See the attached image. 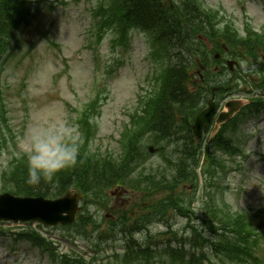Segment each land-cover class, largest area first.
Here are the masks:
<instances>
[{"label": "rangeland", "instance_id": "374dc122", "mask_svg": "<svg viewBox=\"0 0 264 264\" xmlns=\"http://www.w3.org/2000/svg\"><path fill=\"white\" fill-rule=\"evenodd\" d=\"M29 1L37 4L39 16L32 27L24 32L22 49L0 72L9 127L15 136V144L10 143L0 156V171L6 167L12 155L23 153L21 140L30 126L44 121L47 126L61 121L72 125L71 120H75L77 112L91 96L94 68L99 65L103 70L114 57L111 54L110 34L106 35L100 47H88L91 44L88 32L92 25L91 12L97 0ZM204 2L207 7L217 9L220 14L232 19L239 30L244 16L255 29L264 27V0ZM148 52V39L134 32L128 51L118 55L119 65L110 83V96L97 121L98 134L93 149L99 154L116 150L121 123L135 105L136 96L150 69ZM242 70L246 72V66ZM239 132L244 157L233 160L223 157L229 172L223 176L221 186L224 187V199L233 211L250 209L254 212L264 206V113L257 119L250 118L243 122ZM148 163L160 164L156 156H152ZM201 192H197L196 208L202 204ZM113 197L114 201L121 198L117 191ZM172 223L174 230L180 232L185 222L175 217ZM162 230V226H157L152 233ZM43 233L57 242L56 248L60 253L75 250L77 255L86 259L87 253L92 251L89 244L81 240L71 242L63 239L60 230ZM12 246L14 251H11ZM47 263L48 260L40 257L38 251L29 252L25 246H16L0 235V264ZM106 263L107 260L100 254L91 262Z\"/></svg>", "mask_w": 264, "mask_h": 264}, {"label": "trees", "instance_id": "16d2710c", "mask_svg": "<svg viewBox=\"0 0 264 264\" xmlns=\"http://www.w3.org/2000/svg\"><path fill=\"white\" fill-rule=\"evenodd\" d=\"M0 4H2V6H0V24L6 25L0 28L1 31L5 27L12 25L17 17L13 18L12 15L7 13L9 9L4 7L6 6L5 3ZM110 8L114 11L113 19L109 23L110 26L121 23L125 27L130 25L144 26L145 28L142 29H158L160 27L162 32L168 34L169 38L172 39L170 41V45L173 50H176L179 47H184L187 43L181 42L180 39L186 35H191L194 33L196 28L193 22H189V18H187L185 14L186 11L177 13V24L166 22L167 20L163 18V15L168 13V9H164L159 0H122L119 10L115 0H112ZM148 12H151V15H148ZM190 21H192V19ZM1 47L2 45L0 44V48ZM175 55L177 54L175 53ZM181 67L183 68L182 70H178L176 67L167 69V72L169 73L167 74L166 88L163 91L164 100L159 103V106L154 112L150 121L153 123L151 125L157 128L160 133L162 130H166L167 132L165 134L169 135L171 130L174 128L176 119L180 117L183 120V129L185 130V134L188 137L190 133L189 129H186V119L187 117L190 119L199 110L197 104L198 94L196 93L195 97L189 95L186 83L189 81L187 74L188 65L183 64ZM219 86L225 87L224 84H219ZM172 98L175 100L174 103L171 101ZM163 112L167 113V122L169 125H163V127L160 128V126H162L161 120ZM88 142L89 136H86L84 143L87 145ZM219 146H221V149L225 151L226 148L223 147L225 146L224 137L223 141H220V144L216 145V147ZM182 147L185 154L183 159L172 162L171 156L164 158L166 160H170L168 161V166L173 168L174 173L171 174L170 178L164 177L157 185L153 184V180L156 175L152 173H147L146 175L139 173L137 180H143V182H137L135 186H133L132 182H128L129 174L140 168L141 164L139 157L137 158L139 153L135 155V152H138V150L135 152H130L129 150L126 152L121 164L119 165L115 164L112 160L94 162V159H90L89 156H84L83 153H79L77 157V163L70 170L66 168L61 171V175L56 176L57 185L55 189L58 191V194H61L71 187L80 188L81 191L88 197L87 199H92L91 197L97 196L96 191L100 190L104 182H106V185L98 193H102L103 189L111 187L109 184L110 182H113L114 184L131 186L136 190V192L141 194V198H146L142 200L140 204H146V206L143 208L144 213L134 222L133 227L141 225L139 221H143L142 225L143 223H147L150 220L158 222L165 221L169 211H182L184 209L182 203L178 201L180 196L176 193V191L182 183L194 178L196 167L201 155L204 154L205 158H207L205 163L206 165L208 162L214 163L215 161V157L213 156L214 153L211 151L213 149L209 147L202 149L200 145L195 147H187L184 144H182ZM130 166L132 168H130ZM26 179L27 176L21 180L22 190L25 194H34L37 189L43 185H28L26 183ZM164 190L167 192V194L163 198L158 200L149 199V196H154V194ZM149 202L150 204H148ZM199 220L203 225H208L203 218L200 217ZM217 222L220 224L217 226V229L226 230V222H223L222 220H217ZM208 228L210 230L211 227ZM125 231L127 232V227ZM210 231L215 233L214 229ZM193 232L196 236V244H194L196 249L203 243L208 242L212 246H222L226 257L229 258V254L231 252L230 248L236 245L235 241L230 242L224 234L220 235L222 240L225 241V244L222 245L220 241L217 244L211 242L207 234L206 236L202 235L201 230L197 228H195ZM181 244L182 243L180 242V245ZM171 251L173 252L174 250L171 249ZM144 256L150 257L148 248L144 250H134L133 248H130L127 259H129L130 262H134L135 264H145V261L141 260V258ZM203 259H205V256L202 254L201 257L197 259L198 264H203ZM180 261L182 262L180 264H183L184 258H181ZM185 264L189 263L186 262Z\"/></svg>", "mask_w": 264, "mask_h": 264}, {"label": "clouds", "instance_id": "9594fccd", "mask_svg": "<svg viewBox=\"0 0 264 264\" xmlns=\"http://www.w3.org/2000/svg\"><path fill=\"white\" fill-rule=\"evenodd\" d=\"M21 148L28 166L26 183L39 186L77 163L78 131L63 121L53 126L38 122L27 129Z\"/></svg>", "mask_w": 264, "mask_h": 264}, {"label": "water", "instance_id": "95a60500", "mask_svg": "<svg viewBox=\"0 0 264 264\" xmlns=\"http://www.w3.org/2000/svg\"><path fill=\"white\" fill-rule=\"evenodd\" d=\"M211 112H212V105H211V107L208 110H206L204 113H202L196 119V125H197V127H199V128L201 127V125L203 124V122L206 121L209 118ZM226 116H227V114H225L224 117H223V115H220L219 116V119L217 120V124L220 123V122H222L226 118Z\"/></svg>", "mask_w": 264, "mask_h": 264}, {"label": "bare ground", "instance_id": "6f19581e", "mask_svg": "<svg viewBox=\"0 0 264 264\" xmlns=\"http://www.w3.org/2000/svg\"><path fill=\"white\" fill-rule=\"evenodd\" d=\"M142 3H143V1H142ZM148 15H151V12H148ZM177 69H178V70H179V69L182 70L183 68H182L181 66H178ZM171 101H172L173 103L175 102V100H174L173 98L171 99ZM163 113H164V112H163ZM163 113H162L161 125H162V126H163V125H164V126H168L169 123L167 122V113H164V114H163Z\"/></svg>", "mask_w": 264, "mask_h": 264}]
</instances>
